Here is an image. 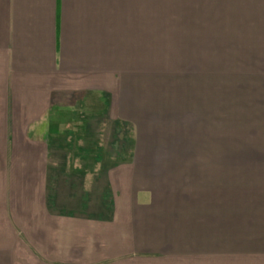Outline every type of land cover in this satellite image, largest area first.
<instances>
[{"label":"crops","instance_id":"0c3cea01","mask_svg":"<svg viewBox=\"0 0 264 264\" xmlns=\"http://www.w3.org/2000/svg\"><path fill=\"white\" fill-rule=\"evenodd\" d=\"M234 15L236 62L263 69L264 0H234ZM192 26L177 23L178 52L167 61L175 75L188 72L180 70L183 54L193 60L210 46ZM153 57L147 56L146 0H0V264H19V257L31 253L19 231L30 247L47 253L46 247L61 258V220L97 224L93 218L49 214L45 207L46 185H51L49 143L61 135V118L52 114L75 95L102 94L111 112L120 97L128 98L132 109L131 100L137 98L160 103L157 82L168 67L160 68ZM163 117L155 113L156 128ZM170 131L165 138L172 155L168 146L157 144V133L146 130L136 140L144 151L138 150L131 163L149 161L143 170L148 185L138 186L145 191L143 202L129 196L118 223L113 208L96 220L112 231H124L118 225L128 223L124 240L132 263L264 264V185H220L222 157L213 158V169L195 167L196 180L210 177L206 185H173L165 165L183 158L185 151L181 128ZM150 136L155 143L139 145L148 144ZM171 168L174 172L178 163ZM178 205L191 208L179 209L180 217L173 214ZM185 211L191 216L180 222ZM18 215L24 224L17 223Z\"/></svg>","mask_w":264,"mask_h":264},{"label":"rangeland","instance_id":"374dc122","mask_svg":"<svg viewBox=\"0 0 264 264\" xmlns=\"http://www.w3.org/2000/svg\"><path fill=\"white\" fill-rule=\"evenodd\" d=\"M182 22L192 23L195 34L210 40L208 51L203 50L200 57L195 53L192 60L189 53L183 54L179 65L181 71H188L185 76L175 75L177 70L167 62L176 59L177 23ZM146 23L147 56H154L160 68L168 67L157 82L162 92L160 103L137 98L131 100L136 106L132 109L128 98L120 97L111 112L110 102L102 94L75 95L61 105V111L52 114L61 118V135H53L49 143L51 185H46L45 207L49 214L93 218L97 224L83 219L61 220V258L53 251L48 253L46 247L42 249L47 253L30 247L19 231L22 246L31 253L15 262L136 264L131 262L134 257L126 254L128 223L125 227L119 223L124 231H112L109 224L96 219L108 216L113 208V220L118 223L129 207V196L140 203L146 198L138 186L148 185L143 170L149 161L131 163L134 154L144 151L141 145L155 143V136H150L148 144L138 143L141 150L137 147V138L146 130L150 135L157 133L161 138L157 144L170 150L166 135L171 128L182 130L185 156L164 168L173 185L174 181L176 185H206L208 176L196 180L195 167L201 164L213 169V158L220 157V185H264V68L259 70L257 63L244 61L241 67L236 62L234 0H146ZM156 112L164 115L157 128ZM175 161L178 168L173 172ZM206 173L211 176L213 171L208 169ZM130 185L136 193L131 192ZM186 206L191 208L178 205L173 214L177 211L181 217L179 209ZM150 213L148 226L152 224ZM186 214L180 222H187L191 215ZM17 217V223L24 224V217ZM148 242L152 243L151 239ZM149 263L154 264H144Z\"/></svg>","mask_w":264,"mask_h":264}]
</instances>
